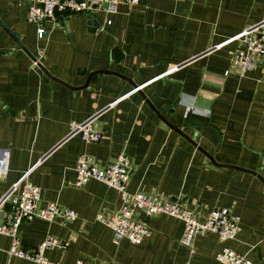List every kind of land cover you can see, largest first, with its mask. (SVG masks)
Instances as JSON below:
<instances>
[{"label": "crops", "instance_id": "1", "mask_svg": "<svg viewBox=\"0 0 264 264\" xmlns=\"http://www.w3.org/2000/svg\"><path fill=\"white\" fill-rule=\"evenodd\" d=\"M28 9L20 0H0V149L8 155L0 199L26 175L41 189V205L57 203L78 217L24 222L22 248L34 250L52 235L70 243L45 253L55 264H222L216 254L225 247L262 264L264 69L241 74L232 61L240 48L234 37L264 21V0H140L98 13L97 29L84 15L46 22L42 40ZM102 70L115 74H97L76 89ZM93 117L101 143L66 138L71 123ZM121 153L135 164L129 192L179 199L200 216L227 208L240 217L237 239L197 237L190 258L182 221L140 213L152 234L138 245L115 244L97 215L119 208L118 192L95 180L80 189L70 184L80 155L105 167ZM205 153L244 171L215 165ZM10 247V237L0 234V264H35L10 255Z\"/></svg>", "mask_w": 264, "mask_h": 264}, {"label": "built area", "instance_id": "2", "mask_svg": "<svg viewBox=\"0 0 264 264\" xmlns=\"http://www.w3.org/2000/svg\"><path fill=\"white\" fill-rule=\"evenodd\" d=\"M28 3V21L37 26V37L44 39L47 31L46 22L57 25L67 15H84L95 20L98 13L107 15L117 13L120 5L136 7L140 0H20ZM107 24H111L108 20ZM101 30H104L102 27ZM240 48L233 54V65L241 74L259 68L264 69V21L246 27L234 37ZM217 46L213 50H219ZM35 63L39 66V60ZM179 70V68L174 69ZM262 80L264 81V75ZM111 105L108 108H111ZM96 117L83 123L73 122L70 125L67 139L79 136L86 143H101L105 136L96 131ZM8 155L0 149V173L7 170ZM40 164V163H39ZM75 178L71 182L74 188H83L89 181L95 180L114 188L120 198L121 205L116 210L103 211L97 220L113 231V241L119 244L127 239L131 243L141 244L152 234L146 221L138 218L141 213L145 217L166 215L184 223L181 244L190 250V258L195 255L194 246L197 237L208 234L217 235L219 241L227 242L237 239L240 232V217L231 210L215 209L207 216H200L184 206L179 199L163 200L161 197L146 192L131 193L128 186L135 171V164L126 153L118 155L111 163L101 167L92 155L82 154L75 165ZM41 189L27 180L26 175L15 183L8 193L0 199V234L10 237L9 254L33 261L35 264H55L48 261L45 253L51 249H67L69 241L49 235L34 250L22 248L19 229L24 222L41 219L53 223L57 219L73 221L78 217L75 210L49 202L41 205ZM222 264H253L248 254H240L231 248H223L216 254ZM75 264H94L78 259ZM107 264H116L114 262ZM185 264H192L190 259Z\"/></svg>", "mask_w": 264, "mask_h": 264}, {"label": "water", "instance_id": "3", "mask_svg": "<svg viewBox=\"0 0 264 264\" xmlns=\"http://www.w3.org/2000/svg\"><path fill=\"white\" fill-rule=\"evenodd\" d=\"M89 25L90 26H92V27H94V28H98L97 26H98V24L94 21V20H90L89 21ZM9 32V31H8ZM10 33V35L15 39V41L18 43V45L20 46V47H22L25 51H27L26 49H25V47H24V45L20 42V40H19V38L16 36V35H14L13 33H11V32H9ZM29 55H31L30 53H29ZM31 57L36 61V59H35V57L33 56V55H31ZM39 67L52 79V80H55V81H57V82H60V83H62V84H64L65 85V83H63L62 81H60V80H58V79H56L55 77H53L50 73H48V71L41 65V64H39ZM101 73H110V74H115V73H112L111 71H96V72H94V73H91L90 74V76L88 77V79H87V81H86V83L82 86V87H79V88H76V89H86L89 85H90V83H91V80H92V78L95 76V75H97V74H101ZM135 89H134V91L133 92H141V89H142V87H137V86H135L134 87ZM165 121V120H164ZM171 126V125H170ZM174 130H178L177 128H175V127H173V126H171ZM178 132H179V130H178ZM192 143H193V145L194 146H196V147H198V145L194 142V140H192V139H189ZM199 148V150H201V151H203L202 150V148L201 147H198ZM204 152V151H203ZM207 156H208V158L213 162V164H215V165H218V166H225V167H231V168H234V169H238V170H243V169H241V168H238V167H234V166H229V165H221V164H218L216 161H215V159L211 156V155H209V154H207V153H205ZM244 171V170H243ZM247 172H249V171H247ZM251 173V172H250ZM253 174H255L256 175V173L255 172H253ZM259 178L263 181V183H264V179L261 177V176H259ZM261 259V258H260ZM262 264H264V262L262 263Z\"/></svg>", "mask_w": 264, "mask_h": 264}]
</instances>
